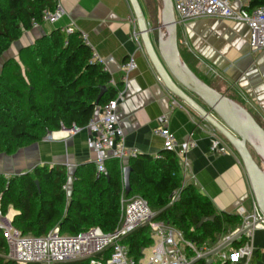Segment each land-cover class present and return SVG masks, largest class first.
<instances>
[{
  "label": "trees",
  "instance_id": "trees-1",
  "mask_svg": "<svg viewBox=\"0 0 264 264\" xmlns=\"http://www.w3.org/2000/svg\"><path fill=\"white\" fill-rule=\"evenodd\" d=\"M57 6L58 0H0V57L33 28V22L42 23L44 12ZM259 7H264V0H249L244 8ZM18 58L6 61L0 72V155L14 154L40 142L48 133L85 129L97 109L115 99L121 89L110 85L111 75L102 63L92 60V50L79 31L66 34L53 30L22 48ZM128 167L127 192L118 159H108L105 173L98 178L93 163L79 166L69 199L64 190L66 166H37L11 177L0 174V211L4 216L13 213L10 222L23 235L39 237L55 227L65 235L92 227L109 233L119 222L124 193L126 198H143L154 213V221L174 227L198 249L214 248L220 237L240 226L239 215L218 212L195 185L184 184L183 168L174 152L163 151L156 159L146 155L131 158ZM211 216L212 221L199 225L202 218ZM245 242L242 236L231 246L238 249ZM122 243L131 258L140 260L142 250L153 244L150 227L136 228ZM0 252L4 253L0 264H16L7 259L8 248L1 233ZM68 264H88V260Z\"/></svg>",
  "mask_w": 264,
  "mask_h": 264
},
{
  "label": "crops",
  "instance_id": "crops-1",
  "mask_svg": "<svg viewBox=\"0 0 264 264\" xmlns=\"http://www.w3.org/2000/svg\"><path fill=\"white\" fill-rule=\"evenodd\" d=\"M228 1L234 10L249 2ZM58 6L64 11L61 20L25 31L0 57V71L6 61H18L22 48L31 46L53 30L73 26L86 36L87 45L102 59L104 69L111 75L110 82L123 89L117 120L126 147L137 149L140 156L155 159L163 152V139L153 130L157 118L166 115L168 129L178 144L186 141L190 134L196 142V147L186 154L184 184L195 185L218 212L237 215L241 209L250 212L247 210L251 208L252 193L239 157L235 152H212L213 128L164 88L143 47L139 49L132 38L137 28L128 0H58ZM178 44L186 64L196 74L202 78L212 77L217 84L210 85L212 88L234 98L263 126L264 50L250 53L249 29L244 23L213 17L188 20L178 25ZM129 56L134 57L136 68L123 84L121 66ZM88 137L86 129L74 135L53 132L14 154L0 155V174L11 177L31 172L37 166H66L69 199L76 169L95 160V154L86 144ZM121 164L122 168L128 167V159ZM236 229L228 234L232 236ZM261 244L262 249L254 252L262 250L264 255V237ZM230 249L232 246L225 252L229 253ZM253 259L254 254L250 264ZM215 262L221 264L218 254L213 257L212 263Z\"/></svg>",
  "mask_w": 264,
  "mask_h": 264
},
{
  "label": "built area",
  "instance_id": "built-area-1",
  "mask_svg": "<svg viewBox=\"0 0 264 264\" xmlns=\"http://www.w3.org/2000/svg\"><path fill=\"white\" fill-rule=\"evenodd\" d=\"M175 19L179 24L198 18H218L244 23L249 29V49L254 54L264 50V7L247 10L242 7L234 10L228 0H172ZM64 16V11L57 6L54 11H46L42 16V23L55 24ZM41 23V24H42ZM33 22L32 27H39ZM150 27V26H149ZM136 28V27H135ZM66 34H72L73 26L61 29ZM84 42L86 36L82 34ZM132 38L137 42L139 49L142 44L136 29ZM92 60L102 63V59L92 51ZM136 68L133 56L121 66L122 83L126 84L129 73ZM111 86L117 85L110 82ZM123 98V89L118 91L115 99L99 107L92 120L85 128L89 132L86 140L88 148L95 154V176L98 178L105 173V162L108 159L137 158L140 153L135 148H128L124 143V133L117 120V107ZM175 103H173V106ZM168 118L161 115L156 120L154 133L163 139V151L174 152L182 168L186 167L187 152L196 147L192 134L186 141L177 143L174 135L168 129ZM262 126V125H261ZM264 128V124L262 126ZM80 129L64 130L63 134L74 135ZM49 137V136H48ZM210 150L220 154L234 152L231 146L214 129L211 132ZM160 155V154H159ZM156 156V158L159 157ZM68 184L64 190L68 191ZM121 215L113 232L104 233L98 227H92L74 235L61 234L58 227L39 237L23 235L15 229L9 216H4L0 211V233L8 248L7 259L16 264H68L81 260H88V264H190L212 249L196 248L191 242L185 240L178 230L160 221H154V213L147 202L139 197L131 198L121 196ZM250 212L239 211L241 224L235 233L250 229L245 233L246 242L238 249H230L229 253H218L219 262H242L250 264L254 254V231H264V219L253 197ZM148 224L152 232L153 244L142 250V258L138 261L128 255V248L122 243L124 237L136 228ZM234 233V234H235ZM149 251L148 255L145 252ZM189 252L191 255H189Z\"/></svg>",
  "mask_w": 264,
  "mask_h": 264
},
{
  "label": "water",
  "instance_id": "water-1",
  "mask_svg": "<svg viewBox=\"0 0 264 264\" xmlns=\"http://www.w3.org/2000/svg\"><path fill=\"white\" fill-rule=\"evenodd\" d=\"M143 50L169 94L211 126L231 146L244 169L252 197L264 219V128L243 106L200 80L183 60L178 44V23L172 0H157L158 22L150 28L139 0H128ZM156 32L153 39L152 33ZM51 133H48L50 136ZM130 168H123L129 190ZM38 186V182H35ZM202 218L199 225L212 221ZM250 229L245 228L190 264L213 257L231 246Z\"/></svg>",
  "mask_w": 264,
  "mask_h": 264
},
{
  "label": "rangeland",
  "instance_id": "rangeland-1",
  "mask_svg": "<svg viewBox=\"0 0 264 264\" xmlns=\"http://www.w3.org/2000/svg\"><path fill=\"white\" fill-rule=\"evenodd\" d=\"M139 2H140L141 8L143 10V13L145 15V18H146V20H147L150 28H155L157 26V22H158V5H157V0H139ZM152 37H153V39H155V37H156V32L155 31H153ZM203 78L210 85L217 86V84L213 81V78L212 77H208V78L203 77ZM250 210L251 209L248 208L247 211H250ZM10 215H12V212H10V214L8 216H10ZM229 234L228 235L227 234H224L222 237H220V239L218 240V244H219V242L223 241L226 237H229L230 236ZM263 237H264V231H261V230H255L254 231V241H253L254 248H255L254 251L257 250V249H259V248L262 249V247H261V245H262L261 244V241H262V238ZM225 251H226V249L223 250V252H225ZM3 254H4L3 252H0V255L1 256H4ZM148 254H149V251H146L145 252V255H148ZM256 254H257V257H256ZM214 257L216 258L217 255L214 256ZM253 264H264V255L262 253V250H259L258 252L257 251L254 252Z\"/></svg>",
  "mask_w": 264,
  "mask_h": 264
}]
</instances>
